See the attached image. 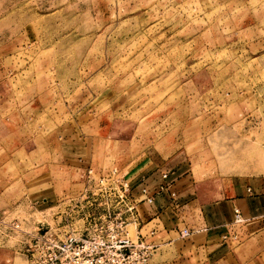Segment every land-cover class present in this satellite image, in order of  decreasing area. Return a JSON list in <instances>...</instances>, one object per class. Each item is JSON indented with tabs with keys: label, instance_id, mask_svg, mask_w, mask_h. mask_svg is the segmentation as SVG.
I'll list each match as a JSON object with an SVG mask.
<instances>
[{
	"label": "rangeland",
	"instance_id": "1",
	"mask_svg": "<svg viewBox=\"0 0 264 264\" xmlns=\"http://www.w3.org/2000/svg\"><path fill=\"white\" fill-rule=\"evenodd\" d=\"M143 156L200 201L264 176V0H0V264Z\"/></svg>",
	"mask_w": 264,
	"mask_h": 264
},
{
	"label": "crops",
	"instance_id": "2",
	"mask_svg": "<svg viewBox=\"0 0 264 264\" xmlns=\"http://www.w3.org/2000/svg\"><path fill=\"white\" fill-rule=\"evenodd\" d=\"M175 167L143 156L124 173L139 197L140 236L154 247L147 264H264V176L239 179L227 194L200 201L190 192L189 174ZM164 184L169 186L160 188ZM143 187L151 203L141 196ZM185 228L189 234L181 236Z\"/></svg>",
	"mask_w": 264,
	"mask_h": 264
},
{
	"label": "built area",
	"instance_id": "3",
	"mask_svg": "<svg viewBox=\"0 0 264 264\" xmlns=\"http://www.w3.org/2000/svg\"><path fill=\"white\" fill-rule=\"evenodd\" d=\"M116 176H110L111 183H104L105 177L100 179L99 187L92 191L91 213L81 218L80 227L60 220L56 224L41 223L28 233L23 242L24 264H147L154 247L143 241L137 228L139 197L131 193L124 175ZM170 194L175 197V192ZM141 196L149 203L153 201L145 187ZM116 208L119 211L115 214ZM242 221L240 210L234 208V222ZM130 223L136 224L133 235L127 229ZM11 226L20 228L18 222ZM180 234L187 236L189 231L185 228Z\"/></svg>",
	"mask_w": 264,
	"mask_h": 264
}]
</instances>
